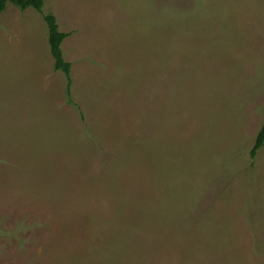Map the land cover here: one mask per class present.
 Here are the masks:
<instances>
[{
	"label": "rangeland",
	"instance_id": "374dc122",
	"mask_svg": "<svg viewBox=\"0 0 264 264\" xmlns=\"http://www.w3.org/2000/svg\"><path fill=\"white\" fill-rule=\"evenodd\" d=\"M263 122L264 0L7 3L0 264H264Z\"/></svg>",
	"mask_w": 264,
	"mask_h": 264
},
{
	"label": "trees",
	"instance_id": "16d2710c",
	"mask_svg": "<svg viewBox=\"0 0 264 264\" xmlns=\"http://www.w3.org/2000/svg\"><path fill=\"white\" fill-rule=\"evenodd\" d=\"M7 3H11L18 7L20 10H24L28 7L34 8L36 11L40 12L43 0H0V14L6 7ZM43 20L46 23L47 27V40L50 54L53 58V69L58 70L63 73L65 76V94L67 97V101L72 103L69 94H70V86H71V77H70V63L65 61L62 57L61 52V42L66 37L67 34L64 32H60L57 28V24L55 18L52 14L48 13L43 15ZM264 142V122L262 123L258 133L256 134L253 146L250 150V156L254 157L256 151L262 146Z\"/></svg>",
	"mask_w": 264,
	"mask_h": 264
}]
</instances>
